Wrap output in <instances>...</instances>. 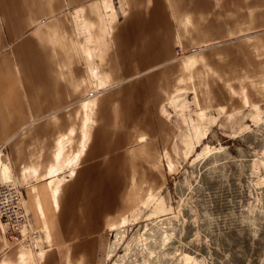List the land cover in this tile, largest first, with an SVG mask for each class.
Segmentation results:
<instances>
[{
  "label": "crops",
  "instance_id": "obj_1",
  "mask_svg": "<svg viewBox=\"0 0 264 264\" xmlns=\"http://www.w3.org/2000/svg\"><path fill=\"white\" fill-rule=\"evenodd\" d=\"M125 2L0 0V146L18 182L40 180L24 190L46 228L35 264H99L105 229L165 185L160 111L186 64L209 106L264 96V0ZM31 261L0 228V264Z\"/></svg>",
  "mask_w": 264,
  "mask_h": 264
},
{
  "label": "rangeland",
  "instance_id": "obj_2",
  "mask_svg": "<svg viewBox=\"0 0 264 264\" xmlns=\"http://www.w3.org/2000/svg\"><path fill=\"white\" fill-rule=\"evenodd\" d=\"M188 65L184 87L160 111L172 128L166 183L105 229L99 264H264V96L236 108L209 106ZM4 154L0 146L7 180L13 176ZM64 174L47 183L51 195ZM39 182L30 176L19 183L24 193ZM24 205L28 210L25 198ZM27 253L35 264L36 254Z\"/></svg>",
  "mask_w": 264,
  "mask_h": 264
},
{
  "label": "built area",
  "instance_id": "obj_3",
  "mask_svg": "<svg viewBox=\"0 0 264 264\" xmlns=\"http://www.w3.org/2000/svg\"><path fill=\"white\" fill-rule=\"evenodd\" d=\"M119 15L126 12L125 0H113ZM24 185L13 177L0 181V228L12 245L20 246L31 254L42 248V230L32 223L24 205Z\"/></svg>",
  "mask_w": 264,
  "mask_h": 264
},
{
  "label": "bare ground",
  "instance_id": "obj_4",
  "mask_svg": "<svg viewBox=\"0 0 264 264\" xmlns=\"http://www.w3.org/2000/svg\"><path fill=\"white\" fill-rule=\"evenodd\" d=\"M1 165H4L3 161L1 160V157H0V166ZM4 181V179H2Z\"/></svg>",
  "mask_w": 264,
  "mask_h": 264
}]
</instances>
